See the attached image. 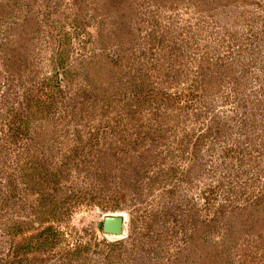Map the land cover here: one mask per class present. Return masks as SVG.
I'll return each mask as SVG.
<instances>
[{
    "label": "rangeland",
    "instance_id": "374dc122",
    "mask_svg": "<svg viewBox=\"0 0 264 264\" xmlns=\"http://www.w3.org/2000/svg\"><path fill=\"white\" fill-rule=\"evenodd\" d=\"M0 264H264V0H0Z\"/></svg>",
    "mask_w": 264,
    "mask_h": 264
},
{
    "label": "water",
    "instance_id": "95a60500",
    "mask_svg": "<svg viewBox=\"0 0 264 264\" xmlns=\"http://www.w3.org/2000/svg\"><path fill=\"white\" fill-rule=\"evenodd\" d=\"M98 226L103 235L124 236V218L116 216V214L105 215Z\"/></svg>",
    "mask_w": 264,
    "mask_h": 264
},
{
    "label": "bare ground",
    "instance_id": "6f19581e",
    "mask_svg": "<svg viewBox=\"0 0 264 264\" xmlns=\"http://www.w3.org/2000/svg\"><path fill=\"white\" fill-rule=\"evenodd\" d=\"M120 217H121V216H120ZM104 236L106 237V236H114V235H104ZM106 238H108V237H106ZM121 238H122V237H121Z\"/></svg>",
    "mask_w": 264,
    "mask_h": 264
},
{
    "label": "trees",
    "instance_id": "16d2710c",
    "mask_svg": "<svg viewBox=\"0 0 264 264\" xmlns=\"http://www.w3.org/2000/svg\"><path fill=\"white\" fill-rule=\"evenodd\" d=\"M41 234H43V233H41Z\"/></svg>",
    "mask_w": 264,
    "mask_h": 264
},
{
    "label": "clouds",
    "instance_id": "9594fccd",
    "mask_svg": "<svg viewBox=\"0 0 264 264\" xmlns=\"http://www.w3.org/2000/svg\"><path fill=\"white\" fill-rule=\"evenodd\" d=\"M122 239V238H121Z\"/></svg>",
    "mask_w": 264,
    "mask_h": 264
}]
</instances>
